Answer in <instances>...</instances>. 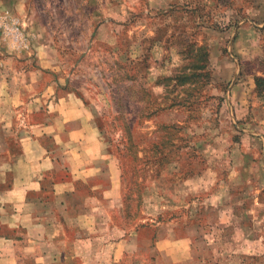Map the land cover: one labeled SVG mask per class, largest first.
<instances>
[{"label":"rangeland","instance_id":"374dc122","mask_svg":"<svg viewBox=\"0 0 264 264\" xmlns=\"http://www.w3.org/2000/svg\"><path fill=\"white\" fill-rule=\"evenodd\" d=\"M7 3L21 48L52 52L49 79L89 107L119 174L88 248L124 251L86 263L264 264V0Z\"/></svg>","mask_w":264,"mask_h":264},{"label":"crops","instance_id":"0c3cea01","mask_svg":"<svg viewBox=\"0 0 264 264\" xmlns=\"http://www.w3.org/2000/svg\"><path fill=\"white\" fill-rule=\"evenodd\" d=\"M8 8L0 0V21L10 17ZM2 34L0 264H87L106 249L117 258L121 239L111 237L98 256L88 248L99 245L101 197L115 195L119 175L93 113L75 91L49 79L55 61L48 48L15 44L11 51Z\"/></svg>","mask_w":264,"mask_h":264},{"label":"built area","instance_id":"2783aa9c","mask_svg":"<svg viewBox=\"0 0 264 264\" xmlns=\"http://www.w3.org/2000/svg\"><path fill=\"white\" fill-rule=\"evenodd\" d=\"M7 18H2L0 21V28L7 38H10L12 42H17L18 44L24 42V34L21 32L19 25L14 22L10 24L6 21ZM23 45V44H22Z\"/></svg>","mask_w":264,"mask_h":264},{"label":"trees","instance_id":"16d2710c","mask_svg":"<svg viewBox=\"0 0 264 264\" xmlns=\"http://www.w3.org/2000/svg\"><path fill=\"white\" fill-rule=\"evenodd\" d=\"M257 88L262 89L264 91V79L263 78H256Z\"/></svg>","mask_w":264,"mask_h":264}]
</instances>
